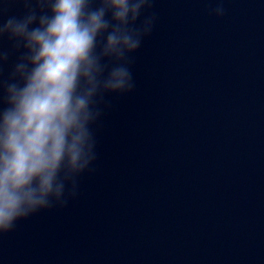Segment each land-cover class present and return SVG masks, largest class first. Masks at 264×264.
<instances>
[{"label": "clouds", "instance_id": "9594fccd", "mask_svg": "<svg viewBox=\"0 0 264 264\" xmlns=\"http://www.w3.org/2000/svg\"><path fill=\"white\" fill-rule=\"evenodd\" d=\"M0 21V235L67 207L98 159L109 96L135 90L134 54L154 28L153 0H23ZM226 14L221 0L212 9Z\"/></svg>", "mask_w": 264, "mask_h": 264}]
</instances>
